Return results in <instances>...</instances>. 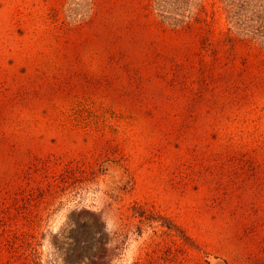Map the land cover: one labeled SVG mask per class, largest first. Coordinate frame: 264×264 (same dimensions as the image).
Returning a JSON list of instances; mask_svg holds the SVG:
<instances>
[{
  "label": "rangeland",
  "instance_id": "374dc122",
  "mask_svg": "<svg viewBox=\"0 0 264 264\" xmlns=\"http://www.w3.org/2000/svg\"><path fill=\"white\" fill-rule=\"evenodd\" d=\"M140 11L264 58V0H0V264H264V88L205 136L161 122L185 101L108 65Z\"/></svg>",
  "mask_w": 264,
  "mask_h": 264
},
{
  "label": "trees",
  "instance_id": "16d2710c",
  "mask_svg": "<svg viewBox=\"0 0 264 264\" xmlns=\"http://www.w3.org/2000/svg\"><path fill=\"white\" fill-rule=\"evenodd\" d=\"M141 15L138 12L132 23L137 26L135 30L146 35L147 45L141 50L145 52L143 63L139 64L121 44L127 34L130 41L136 36L137 31L131 32L129 27L127 33L107 32L112 48L123 47L113 50L108 65L134 75L144 66L176 93L177 101L178 98L185 101L178 112H162L161 122H167L172 115L180 120L181 128L193 132L192 136L197 129L205 136L216 124L235 121L242 112L258 106L259 90L264 88V76H260L264 72L261 52L228 34L210 39L207 19L197 14L187 20L174 17L170 27L162 19L156 21ZM98 17L95 16V22ZM95 35L100 37L101 30L96 29ZM243 47L248 48L245 53L240 51Z\"/></svg>",
  "mask_w": 264,
  "mask_h": 264
}]
</instances>
